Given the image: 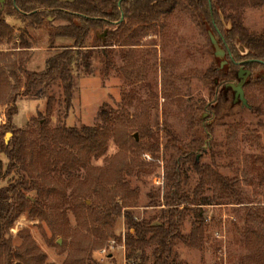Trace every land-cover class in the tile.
Wrapping results in <instances>:
<instances>
[{"label":"rangeland","instance_id":"obj_1","mask_svg":"<svg viewBox=\"0 0 264 264\" xmlns=\"http://www.w3.org/2000/svg\"><path fill=\"white\" fill-rule=\"evenodd\" d=\"M237 6L248 28L263 30L264 0H237ZM4 12L12 33L0 37V189L25 174L40 185L45 203L39 217L21 212L6 237L15 249L27 247L25 237L30 236L44 254V264H65L67 258L75 264H132L126 258L125 218L108 216L107 204L113 201L140 220L161 214L165 205L158 206L152 195L163 198L172 164L180 155L172 134L187 143L197 133L191 124L193 116L208 117L202 109L210 100L211 85L200 76L214 62L207 34L193 13L179 8L134 37L130 38L131 31L119 37L120 43L129 44L112 47L116 66L108 75L102 72L99 48L89 68L74 66L73 107L65 117L64 106L61 111L57 106L51 128L63 123L94 126L101 122L104 105L125 113L121 142L108 138L106 151L95 157L99 150L88 151L82 142L71 147L44 141L40 135L37 120L39 112L46 111L47 96H63L59 81L51 88H39L31 98L23 95L24 70L44 68L45 59L55 51L52 43L61 47L57 38L52 40L51 31L67 21L48 16L37 25L11 8L4 7ZM92 44L94 31L87 40V45ZM122 65L124 72L118 70ZM126 94L130 99L125 105ZM12 96L17 99L12 127L29 133L27 168L19 172L8 171L9 157L2 151L13 136L2 128L8 122ZM244 96L264 108V85L246 87ZM211 130L212 139L202 157L205 169L197 171L190 164L184 182L192 191L195 208L189 210L182 230L190 233L201 224L203 233L195 232L198 246L179 243L177 251L188 264H252L250 259L259 257L263 247L257 241L260 237L248 244L247 229L264 239V224L246 205L232 203L215 173L239 178L251 201L248 205H264V115L245 111L215 122ZM64 161L70 162L67 170L61 168ZM151 251L149 259L138 264H152ZM36 252L29 251L23 264H35ZM12 263H18L17 257ZM0 264L6 260L0 257Z\"/></svg>","mask_w":264,"mask_h":264},{"label":"trees","instance_id":"obj_2","mask_svg":"<svg viewBox=\"0 0 264 264\" xmlns=\"http://www.w3.org/2000/svg\"><path fill=\"white\" fill-rule=\"evenodd\" d=\"M4 7L11 8L37 25L48 16L54 17V20L67 21L65 24L54 26L51 38L53 40L61 36L70 37L74 40V44L55 47L52 43L51 47L55 51L45 59L42 70H24L23 95L31 98L39 88H51L53 83L59 81L63 96L59 98L53 95L47 96L46 111L45 113L40 111L37 120L40 135L44 141L51 140L71 147L82 142V146L88 151L93 148L94 151L99 150L95 153V157L106 151L105 143L108 138L113 137L116 143L121 142L119 130L125 123V113L113 108L107 109V105H104L99 113L101 122L94 126L83 125L78 128L63 123L51 128V115L57 106L60 111L64 106L65 117L73 107L76 83L74 66L89 68L97 52L95 50L99 48L103 63L102 72L108 75L116 66L112 57L114 53L112 47L129 44L120 43L118 39L126 32L131 31L130 38L134 37L137 32L156 22L162 15L172 14L179 8L189 10L198 19L207 34L214 56L212 66L204 74H200L211 85L210 100L202 109L207 112L208 117L193 116L191 124L197 133L187 143H181L172 134L175 145L180 149V155L172 164L167 191L163 198H160V195H152L158 200V206L162 204L165 206L161 207V214L140 220L132 211H122L113 201L107 204L108 216L109 213H113L117 216L123 215L125 218L127 226L125 247L128 262L138 264L147 261L148 249H151L152 264H188L180 258L177 245L182 243L187 246H198L195 232L199 230L203 233V229L200 224L190 233H184L182 230L189 210L195 208V202L190 195L192 191L187 190L184 185L187 169L190 164L195 165L197 171L205 169L202 157L212 139L211 129L215 122L250 110L264 115V108L253 99L247 98L248 105L237 99L232 87V84H238L242 80L239 74L241 69L249 71L243 84L244 89L251 85H264V28L255 31L244 24L237 0H5L0 2V37L12 33V27L4 16ZM92 31H94V44L87 45ZM211 35L224 49L223 58L216 55ZM123 60L125 61L126 57H123ZM224 60L226 62L222 64ZM124 69V65L118 68L121 72H124ZM1 77L0 70V80ZM10 99L12 106L8 111V122L2 128L10 130L13 136L10 143L3 145L2 151L9 157L8 171L19 172L27 168L25 149H27L29 133L26 129L12 127L13 115L17 113V99L14 96ZM129 99V94L124 95L122 103L126 105ZM40 151L43 152V149ZM69 165V161H64L61 168L67 170ZM215 178L232 203L246 205L264 224V205H248L251 201L239 178L219 173H215ZM124 186L125 184H122V187ZM33 191L37 194L32 195ZM41 192L42 189L34 178L30 180L25 174H20L16 180L0 189V257L6 260V264H13V256L18 259L16 264L25 263L26 254L32 250L37 251L34 254L35 264L45 262L44 254L39 251L30 236L25 237V241H28L27 247L20 246L15 249L10 239L6 237L14 219L21 212L27 211L32 217L41 216L40 207L45 204L41 199ZM193 193L195 194L196 191L194 190ZM198 211L201 213V209ZM247 231L248 244H253V241L256 242L260 237L257 241L263 247L259 257L250 259L251 263L264 264V239L250 229ZM73 263L71 258L65 261V264Z\"/></svg>","mask_w":264,"mask_h":264},{"label":"water","instance_id":"obj_3","mask_svg":"<svg viewBox=\"0 0 264 264\" xmlns=\"http://www.w3.org/2000/svg\"><path fill=\"white\" fill-rule=\"evenodd\" d=\"M0 2H3V0H0ZM102 36H103V35H102ZM211 38H212V41H213V43H214V45H215V48H216V51H215L216 55H217L218 57H220V58H223L224 55H225V51H224V49L221 48V47L218 45V43H217V41H216V39H215V37H214L213 35H211ZM225 62H226V61L224 60V61L222 62V64H224ZM248 72H249V71H247V70L241 69L239 74H240V77L242 78V80H241L238 84H232V87H233L234 90H235V97H236L237 99H240L245 105H248V102H247V99H246L245 96H244V88H243V84H244V81H245V79H246V77H247ZM10 134H11V133L8 132V133H7V136H9Z\"/></svg>","mask_w":264,"mask_h":264},{"label":"crops","instance_id":"obj_4","mask_svg":"<svg viewBox=\"0 0 264 264\" xmlns=\"http://www.w3.org/2000/svg\"><path fill=\"white\" fill-rule=\"evenodd\" d=\"M57 43L61 46H69V45H73L74 44V40L70 37H57Z\"/></svg>","mask_w":264,"mask_h":264},{"label":"built area","instance_id":"obj_5","mask_svg":"<svg viewBox=\"0 0 264 264\" xmlns=\"http://www.w3.org/2000/svg\"><path fill=\"white\" fill-rule=\"evenodd\" d=\"M146 158H150V155L149 154H145ZM103 252H106V249H103Z\"/></svg>","mask_w":264,"mask_h":264}]
</instances>
